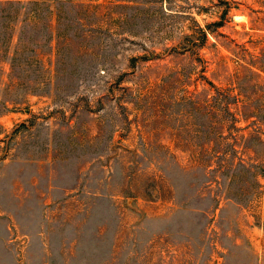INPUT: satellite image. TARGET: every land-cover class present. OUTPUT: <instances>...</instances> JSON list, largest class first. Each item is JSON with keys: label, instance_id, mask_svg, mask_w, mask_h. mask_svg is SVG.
<instances>
[{"label": "rangeland", "instance_id": "1", "mask_svg": "<svg viewBox=\"0 0 264 264\" xmlns=\"http://www.w3.org/2000/svg\"><path fill=\"white\" fill-rule=\"evenodd\" d=\"M0 264H264V0H0Z\"/></svg>", "mask_w": 264, "mask_h": 264}]
</instances>
